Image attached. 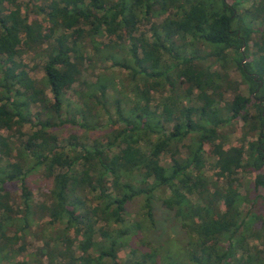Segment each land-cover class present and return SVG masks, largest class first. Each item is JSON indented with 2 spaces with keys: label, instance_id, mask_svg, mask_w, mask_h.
<instances>
[{
  "label": "trees",
  "instance_id": "trees-1",
  "mask_svg": "<svg viewBox=\"0 0 264 264\" xmlns=\"http://www.w3.org/2000/svg\"><path fill=\"white\" fill-rule=\"evenodd\" d=\"M39 1L0 0V264H264V0ZM43 45L34 78L21 57Z\"/></svg>",
  "mask_w": 264,
  "mask_h": 264
},
{
  "label": "rangeland",
  "instance_id": "rangeland-1",
  "mask_svg": "<svg viewBox=\"0 0 264 264\" xmlns=\"http://www.w3.org/2000/svg\"><path fill=\"white\" fill-rule=\"evenodd\" d=\"M22 4V9L25 10V7H27V5L30 3L31 4H35V5H40V1L39 0H34L32 3L30 0H19ZM245 7V3H241L240 5V11H242ZM32 9V8H31ZM29 16V19L30 20H33V19H38L39 21H43V18H45V16L39 12H30V14H28ZM155 20V19H153ZM157 21V20H156ZM126 31V30H125ZM145 32L146 35H150V32L151 31H148L147 30V26H144L143 24L140 25L139 27V32ZM127 37V36H126ZM105 39V38H103ZM113 39V38H111ZM104 41H107V40H104ZM109 41V40H108ZM127 42V43H126ZM126 44H122V46H125L127 48V46L129 45L128 41L126 40ZM43 48H44V45L43 46H38L36 47L34 50H30L26 53L23 54V56L21 57V60L23 61L24 64L28 65L29 67H31L32 69H29V73L32 77L34 78H39L43 75V72H42V66H43V63H44V57H43ZM250 59H253L252 56H250ZM110 65V62L108 63ZM215 67H217V65H214ZM107 70L105 71H102L99 66H97L94 70H91L89 72H87L85 74V76L90 79L91 81H95V79L97 78V76H103V78H106L112 82H114L116 85L118 83L119 85V82L120 80L123 78H125L124 76V70H120L119 68L117 67H107L105 68ZM231 75L233 78L235 79H240V73L237 69H231L230 71ZM117 85V86H118ZM240 88H241V91L245 94V95H248V89H247V85L246 84H241L240 85ZM157 95H155L156 97ZM225 97L227 99H231L232 98V93H225ZM67 101V100H66ZM68 101H70L71 103V109L73 110V106H76V101L73 97V88L72 90L70 91L69 93V99ZM78 103V102H77ZM33 124H35V120L33 121ZM35 127V126H33ZM28 128H30V125H26L25 128H24V131H27ZM52 133H54V135L57 137V139L59 140L60 143H63L64 140L63 138L67 137L69 134L71 133H76V135L78 134H81V131L78 130L75 126H63V127H60V128H57V129H54L51 131ZM94 132H91L89 134H87V137L90 136L88 139V141H90V138L91 137H94ZM86 137V138H87ZM256 138V135H253V136H248L247 137V140H246V144L245 145H248V141L250 140H254ZM186 142V141H185ZM241 143H243L240 139V135L237 134V133H230L228 135V138L227 140L225 141L224 143V146L225 147H229V146H238L240 145ZM179 150H181L182 153H184L185 151V148L184 147H179ZM213 147L210 145V144H207L205 146V149H204V156L206 157V159L208 160V164L205 165V168H203V173L205 176H208V177H213V178H216L215 176V171L216 169L211 168V163H214V161L216 160V153L213 152ZM214 153V154H213ZM212 155V156H211ZM161 163L164 165V166H167V165H171V160L169 158L168 155L166 156H163L162 157V160H161ZM239 179L241 180V182L247 186H250V183L252 182L253 180V175L252 174H246V173H241L238 175ZM48 178L46 177V175L42 172V171H39L37 173H35L33 176L31 175L30 177V183H32L36 189L34 188V192H33V199H39V192L42 191L47 185H48ZM158 195V193H157ZM164 196V193L162 194ZM169 195V192H165V196H168ZM193 200V199H192ZM139 208V203L137 202H133L130 206H129V211L133 214L132 216V219L135 217V219L137 218L135 216V213H137V209ZM164 210V209H163ZM163 210H162V207L158 210H156V214H155V219L158 220V218L161 219V217H164V213H163ZM161 216V217H160ZM47 221V218H44L42 220H36L35 224H34V227H33V230L35 232H40L42 233L43 232V229H45L46 227H42ZM148 226V225H147ZM176 229V232H178L179 234H174V231L173 230H169L168 232L166 233H161V235L158 236L159 239H161L162 241H165V240H170L169 238L172 237H179L181 235V233L179 232V229L177 230ZM45 231V230H44ZM35 232L34 233H28V235L26 236V241L28 243H31V244H37V245H40L41 244V239H40V236L39 238H37L35 236ZM251 243H257L256 241H254L253 239H251ZM261 247V245H260ZM125 250L124 249H121L119 252H118V257L120 260H124V257H125ZM19 259H22V258H19ZM59 264H61V262H59Z\"/></svg>",
  "mask_w": 264,
  "mask_h": 264
}]
</instances>
